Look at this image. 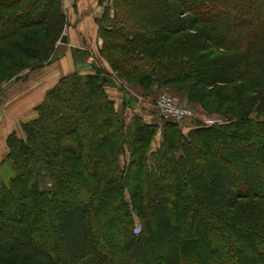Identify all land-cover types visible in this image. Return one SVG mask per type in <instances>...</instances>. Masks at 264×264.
Returning a JSON list of instances; mask_svg holds the SVG:
<instances>
[{"label": "trees", "instance_id": "obj_1", "mask_svg": "<svg viewBox=\"0 0 264 264\" xmlns=\"http://www.w3.org/2000/svg\"><path fill=\"white\" fill-rule=\"evenodd\" d=\"M100 2L112 70L62 76L8 139L0 264H264V0ZM67 22L63 0H0V82L50 63ZM136 86L222 122H148Z\"/></svg>", "mask_w": 264, "mask_h": 264}, {"label": "crops", "instance_id": "obj_2", "mask_svg": "<svg viewBox=\"0 0 264 264\" xmlns=\"http://www.w3.org/2000/svg\"><path fill=\"white\" fill-rule=\"evenodd\" d=\"M64 7L67 10L68 24L74 23L77 28V35L82 38V43L86 44L88 51L93 55L89 57V54H84L85 47L76 46L72 40H68V46L78 49L86 56L83 60H75L73 56V49L70 48L64 56L61 57L60 62L53 61L46 65L45 68L39 70L25 71L17 79L5 82L0 87V183L8 173V163L6 158L9 152L8 139L12 133H16L19 137L25 138L23 131V123L37 116V107L42 103L45 98V94L48 89L53 87L59 79L68 74L75 72L91 73L94 72L96 66H101L107 71H111L109 63L97 55V46H102L103 41L100 39L98 42L95 40L96 34H98V22L97 18L101 17L104 9V5L100 0H63ZM80 13L86 16L87 19H80ZM98 13V14H96ZM71 14V15H70ZM84 24V25H83ZM83 25V26H82ZM82 26V27H81ZM88 26L89 29H85ZM83 35H86V42L83 41ZM95 41L97 43L94 44ZM95 55V57H94ZM131 98L138 101H145V92L140 86L128 87ZM110 96L117 102L119 108L123 103V92L118 87H110L108 89ZM140 105V103L138 102ZM138 113L134 109L133 113ZM141 114V113H140ZM142 115V114H141ZM146 121L152 123H160L159 116L152 114L142 115ZM128 117L129 119H131ZM191 128V127H189ZM188 127L185 129H189ZM159 142V137L156 143ZM7 172V173H6Z\"/></svg>", "mask_w": 264, "mask_h": 264}, {"label": "rangeland", "instance_id": "obj_3", "mask_svg": "<svg viewBox=\"0 0 264 264\" xmlns=\"http://www.w3.org/2000/svg\"><path fill=\"white\" fill-rule=\"evenodd\" d=\"M66 12H67V10H66ZM96 14H98V13H96ZM79 15H80V19H83V18L84 19H87V17L86 16H83L82 13H80ZM67 19H68V16H67ZM100 25L101 24L98 23V34H96V38H95V40L97 42L100 39L103 41L102 34L100 32ZM85 29H89V27L86 26ZM76 32L78 33L77 28H76V25L74 23H71V22L68 24V22H67L66 27L63 30L62 37L64 35H66L68 37L69 42H70V40L73 39V37H75L73 39V44L76 45V46L77 45L80 46V44L82 43V38L79 35H77ZM62 37H60V39L58 40V44L61 45L60 46V49L54 53V55L52 56V59H51V62L50 63H52L53 61L60 62L61 61V57L64 56L68 51H70V48H72V49L74 48V47L68 46V44L62 43ZM84 40L86 42V35H83V41ZM92 42H94V44L97 43L95 41H92ZM81 46L82 47H85L86 44L82 43ZM101 48H102V46L101 47L100 46H97L95 48V50L98 49L97 50V52H98L97 55L99 54V56L102 58L101 53H100ZM84 49H85V51H84L85 52L84 53L85 55L88 53L89 54V57H90V55H91V57H93V55H92L93 52L90 49H88L87 47H85ZM87 49L90 50L92 52V54ZM72 54H73L75 60H77V61L78 60H80V61L83 60L82 59L83 56H84V58H86V56L83 54V52H80L78 49H76V50L73 49V53ZM94 57H95V55H94ZM47 64H49V63H47ZM47 64H44L45 66H43L42 68H45ZM37 70H39V69H37ZM17 78L18 77H14L13 79H17ZM3 81L0 82V87H2L5 84V82H3ZM165 92L171 94L178 102H180V103L184 104L185 106L189 107V109L191 110L192 114H191L190 117H187L186 119H184L182 121H176L184 129L187 128V127L189 128V127L194 126L195 123L198 122L199 120H201L202 122H207V123H214L216 121L222 122L221 119L215 118L216 114H209L207 111H205L198 104H187V103H184L178 97H176L175 93H173L172 91H167V90L156 92L155 95H146L145 96V101H138L140 103V105L138 104V102L136 100H133V104H132L133 107L129 108L130 109V112L132 113V112H134V109H136V111L140 112L141 114H147V115L152 114V115H156L157 114L156 113L157 112V107L156 106H157L158 98L160 97V95L162 93H165ZM136 225H141L142 226V229H143V222L140 221V219H137L135 221V224H134V233L136 235H138L140 233H138L135 230ZM159 252H161V250H159ZM160 257H161V254H160Z\"/></svg>", "mask_w": 264, "mask_h": 264}, {"label": "built area", "instance_id": "obj_4", "mask_svg": "<svg viewBox=\"0 0 264 264\" xmlns=\"http://www.w3.org/2000/svg\"><path fill=\"white\" fill-rule=\"evenodd\" d=\"M157 107L159 112L165 118L174 119L175 121H182L187 117H190L192 112L189 107L178 102L169 93H162L157 101ZM135 230L141 233L142 226L136 225Z\"/></svg>", "mask_w": 264, "mask_h": 264}, {"label": "water", "instance_id": "obj_5", "mask_svg": "<svg viewBox=\"0 0 264 264\" xmlns=\"http://www.w3.org/2000/svg\"><path fill=\"white\" fill-rule=\"evenodd\" d=\"M68 42V37L66 35H64L62 37V43H67ZM93 67H96V65L94 64Z\"/></svg>", "mask_w": 264, "mask_h": 264}]
</instances>
